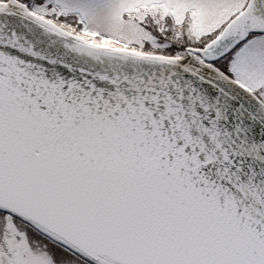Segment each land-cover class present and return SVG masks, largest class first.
<instances>
[{
	"label": "snow or ice",
	"instance_id": "6c2138e0",
	"mask_svg": "<svg viewBox=\"0 0 264 264\" xmlns=\"http://www.w3.org/2000/svg\"><path fill=\"white\" fill-rule=\"evenodd\" d=\"M0 264H264V0H0Z\"/></svg>",
	"mask_w": 264,
	"mask_h": 264
}]
</instances>
